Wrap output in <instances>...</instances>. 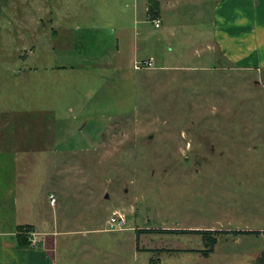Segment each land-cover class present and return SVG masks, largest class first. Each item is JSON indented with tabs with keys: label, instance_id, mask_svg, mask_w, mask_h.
<instances>
[{
	"label": "rangeland",
	"instance_id": "rangeland-1",
	"mask_svg": "<svg viewBox=\"0 0 264 264\" xmlns=\"http://www.w3.org/2000/svg\"><path fill=\"white\" fill-rule=\"evenodd\" d=\"M134 1L0 0V162L25 158L6 150L23 132L51 130L48 153L22 167L39 176L21 183L49 216L57 191L59 264L252 258L264 247V66L238 67L211 41L212 2L178 4L182 33L154 47ZM182 230L218 231L215 252Z\"/></svg>",
	"mask_w": 264,
	"mask_h": 264
},
{
	"label": "crops",
	"instance_id": "crops-1",
	"mask_svg": "<svg viewBox=\"0 0 264 264\" xmlns=\"http://www.w3.org/2000/svg\"><path fill=\"white\" fill-rule=\"evenodd\" d=\"M152 1L154 6H151ZM187 1L193 0H135L136 13L140 12L143 24L141 29L142 38L148 42L152 39L155 47V38L157 37L159 41H163L162 45H164V42L167 44V41L178 37V33H182V31L177 23V17L179 16L177 6ZM195 1L200 8L203 7L206 1L213 3L210 7L212 9V21L208 37L214 44L217 43L223 55L231 63L241 68L264 66V0ZM169 15L171 16L170 20H168ZM155 21L161 22L159 28L155 27ZM146 24L152 25V28L156 30L155 35L149 34V28L145 26ZM253 26H256L257 29L254 30ZM255 34L258 36L257 38H255ZM137 48L136 56L140 52L139 47ZM154 53L156 57L160 56L159 51H154ZM144 60L147 59L141 61ZM47 128L43 127L42 130L34 131L32 136L23 132L22 144L15 145L12 148L9 147L6 149L7 153L14 154L17 152V154H24L25 158L37 152L48 153L46 150L51 148H46L44 144L45 138L49 137L46 131L51 130ZM30 138L32 139L30 140ZM32 143L38 145H30ZM38 146L41 147L37 150ZM18 158L23 159V162L19 159L14 162H12L13 160L0 162V186H2L0 187V264H59L58 255L65 243L63 239H60L63 237L62 233L64 232L57 231L59 225V220L55 216L57 202L56 204L51 202L52 195L57 198V191L52 190L49 193L51 209L53 208V215L49 216L47 207L37 199L38 195L36 197L34 192H23L22 190L21 180L23 179L22 181H25L26 184V180L32 182L39 176V172L31 173L32 169L30 173L24 171V163L28 164L29 162H24V157ZM17 163H19V171H17V168H13L17 166ZM12 164L14 165L12 166ZM5 168L7 171L4 170ZM12 168L13 171H11ZM51 187H53V184H51ZM48 189H50L49 185ZM20 227H32L33 232L38 234L40 242L36 247L19 243ZM242 231L246 232L248 230ZM47 235L53 237L48 238ZM215 249L209 256H204V258L209 259ZM228 253L223 256H228L226 264H264V247L260 253L252 258H248L251 256L244 249L237 254L238 258L233 260Z\"/></svg>",
	"mask_w": 264,
	"mask_h": 264
},
{
	"label": "trees",
	"instance_id": "trees-1",
	"mask_svg": "<svg viewBox=\"0 0 264 264\" xmlns=\"http://www.w3.org/2000/svg\"><path fill=\"white\" fill-rule=\"evenodd\" d=\"M19 243L21 245H29V236H30V233L33 232V228L32 227H20L19 228ZM171 232H174V231H171ZM175 232H179V233H193V234H202L204 235V239H205V242H206V247H208V250L207 252L203 251L204 252V255L205 256H209L215 249V246L217 245L218 243V238H217V235L219 234L218 231H212V230H182V231H175ZM240 233H254V232H251V231H246V232H240ZM215 235V236H213Z\"/></svg>",
	"mask_w": 264,
	"mask_h": 264
},
{
	"label": "built area",
	"instance_id": "built-area-1",
	"mask_svg": "<svg viewBox=\"0 0 264 264\" xmlns=\"http://www.w3.org/2000/svg\"><path fill=\"white\" fill-rule=\"evenodd\" d=\"M154 24H155V27H157V28H159L161 26L160 21H155ZM154 63H155L154 59H149V60L144 61L143 63H141V62L137 63L136 68L138 70H141L142 68H153ZM51 202H52V204H56L57 198L55 195L51 196ZM121 221L123 222L122 218H121ZM39 242H40V238H39L38 234H36L34 232L30 233V236H29L30 246L36 247L39 244Z\"/></svg>",
	"mask_w": 264,
	"mask_h": 264
}]
</instances>
